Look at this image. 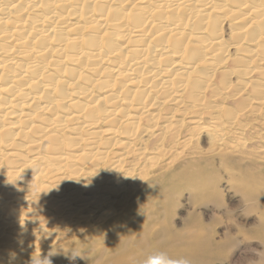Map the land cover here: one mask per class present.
I'll use <instances>...</instances> for the list:
<instances>
[{
  "label": "bare ground",
  "instance_id": "bare-ground-1",
  "mask_svg": "<svg viewBox=\"0 0 264 264\" xmlns=\"http://www.w3.org/2000/svg\"><path fill=\"white\" fill-rule=\"evenodd\" d=\"M252 114L264 0H0V264H122L127 200L164 199L204 137L264 144Z\"/></svg>",
  "mask_w": 264,
  "mask_h": 264
},
{
  "label": "rangeland",
  "instance_id": "rangeland-1",
  "mask_svg": "<svg viewBox=\"0 0 264 264\" xmlns=\"http://www.w3.org/2000/svg\"><path fill=\"white\" fill-rule=\"evenodd\" d=\"M260 119L245 117L251 124L248 132L264 126ZM233 140L228 147L229 142L209 145L204 137L201 145L187 147L173 172L176 185L164 199L154 198L141 210L134 208L136 198L127 200L133 208L131 233L114 240L123 243L118 246L122 264H145L150 255L161 252L188 264H264V144L243 139L232 147ZM164 160L156 173L165 170ZM201 167L208 168L206 175H190L189 170ZM33 172L23 170L15 185L30 189L34 185L26 178ZM29 193L34 194H23ZM116 256L107 254L101 260Z\"/></svg>",
  "mask_w": 264,
  "mask_h": 264
},
{
  "label": "clouds",
  "instance_id": "clouds-1",
  "mask_svg": "<svg viewBox=\"0 0 264 264\" xmlns=\"http://www.w3.org/2000/svg\"><path fill=\"white\" fill-rule=\"evenodd\" d=\"M145 264H188V261L185 259H172L165 253L161 252L150 255L145 261Z\"/></svg>",
  "mask_w": 264,
  "mask_h": 264
}]
</instances>
